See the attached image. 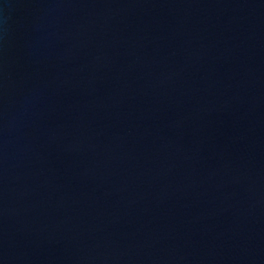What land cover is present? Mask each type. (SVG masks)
I'll return each instance as SVG.
<instances>
[{
    "label": "water",
    "instance_id": "95a60500",
    "mask_svg": "<svg viewBox=\"0 0 264 264\" xmlns=\"http://www.w3.org/2000/svg\"><path fill=\"white\" fill-rule=\"evenodd\" d=\"M0 264H264V0H0Z\"/></svg>",
    "mask_w": 264,
    "mask_h": 264
}]
</instances>
